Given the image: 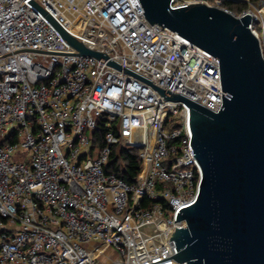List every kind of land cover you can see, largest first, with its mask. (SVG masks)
Instances as JSON below:
<instances>
[{"label": "built area", "instance_id": "1", "mask_svg": "<svg viewBox=\"0 0 264 264\" xmlns=\"http://www.w3.org/2000/svg\"><path fill=\"white\" fill-rule=\"evenodd\" d=\"M225 1L169 7L249 15L264 58V7L234 13ZM34 3L104 59L79 55ZM66 6L0 0V264H187L168 240L199 178L190 108L160 91L218 112L219 60L149 24L139 0H82L77 32ZM114 148L138 151L134 183L105 170Z\"/></svg>", "mask_w": 264, "mask_h": 264}, {"label": "water", "instance_id": "2", "mask_svg": "<svg viewBox=\"0 0 264 264\" xmlns=\"http://www.w3.org/2000/svg\"><path fill=\"white\" fill-rule=\"evenodd\" d=\"M149 24L179 34L219 60L218 112L174 94L189 106L190 148L199 172L194 199L173 215L176 254L187 264H264V58L247 28L206 4L170 9L169 0H139ZM44 14L46 12L36 3ZM49 22L79 55L104 59ZM110 65L119 68L110 62Z\"/></svg>", "mask_w": 264, "mask_h": 264}, {"label": "trees", "instance_id": "3", "mask_svg": "<svg viewBox=\"0 0 264 264\" xmlns=\"http://www.w3.org/2000/svg\"><path fill=\"white\" fill-rule=\"evenodd\" d=\"M251 4H258L264 7V0H227L223 3V7L234 12L240 13L250 7ZM264 11V8H263ZM104 129L97 128L93 136L97 141L102 142ZM141 169V162L136 149H119L114 148L109 158L105 170L107 172H115L118 177L128 183H134Z\"/></svg>", "mask_w": 264, "mask_h": 264}, {"label": "bare ground", "instance_id": "4", "mask_svg": "<svg viewBox=\"0 0 264 264\" xmlns=\"http://www.w3.org/2000/svg\"><path fill=\"white\" fill-rule=\"evenodd\" d=\"M66 2V10L63 15L67 18V27L72 32H77L83 28L87 15L82 9V0H64ZM80 2V3H79Z\"/></svg>", "mask_w": 264, "mask_h": 264}, {"label": "rangeland", "instance_id": "5", "mask_svg": "<svg viewBox=\"0 0 264 264\" xmlns=\"http://www.w3.org/2000/svg\"><path fill=\"white\" fill-rule=\"evenodd\" d=\"M208 1H210V3H215L216 2V0H208ZM262 12H264V11L262 10Z\"/></svg>", "mask_w": 264, "mask_h": 264}]
</instances>
